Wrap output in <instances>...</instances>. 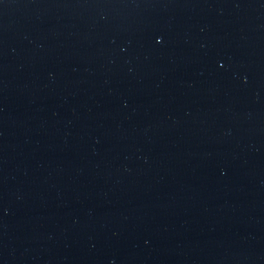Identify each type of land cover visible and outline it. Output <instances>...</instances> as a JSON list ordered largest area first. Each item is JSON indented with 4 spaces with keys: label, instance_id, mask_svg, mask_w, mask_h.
I'll return each mask as SVG.
<instances>
[{
    "label": "water",
    "instance_id": "1",
    "mask_svg": "<svg viewBox=\"0 0 264 264\" xmlns=\"http://www.w3.org/2000/svg\"><path fill=\"white\" fill-rule=\"evenodd\" d=\"M0 264H264V0H0Z\"/></svg>",
    "mask_w": 264,
    "mask_h": 264
}]
</instances>
